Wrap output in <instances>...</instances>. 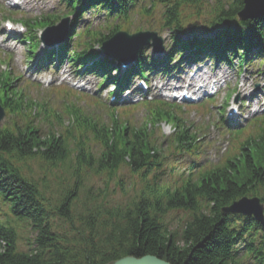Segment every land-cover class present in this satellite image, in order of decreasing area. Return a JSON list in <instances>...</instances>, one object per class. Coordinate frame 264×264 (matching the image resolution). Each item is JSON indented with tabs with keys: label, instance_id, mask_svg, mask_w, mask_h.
I'll use <instances>...</instances> for the list:
<instances>
[{
	"label": "trees",
	"instance_id": "obj_1",
	"mask_svg": "<svg viewBox=\"0 0 264 264\" xmlns=\"http://www.w3.org/2000/svg\"><path fill=\"white\" fill-rule=\"evenodd\" d=\"M88 1L105 9L113 0ZM66 2L75 11L83 0ZM187 2L196 1L159 0L168 28L181 29L177 11ZM242 7V0L220 5L207 26L234 21ZM253 38L264 45V20L235 32L239 45ZM169 116L158 109L146 126L109 130L71 106L62 114L44 111L53 125L46 136L27 123L0 129V196L10 203L0 223V264H111L147 256L169 264H264L261 227L255 224V239L242 249L247 258H240L241 236L230 230L239 227L221 213L243 196L264 203V131L223 168L172 188L160 180L163 157L153 137ZM175 127L176 139L185 142L186 131ZM178 213L188 218L173 229L169 216Z\"/></svg>",
	"mask_w": 264,
	"mask_h": 264
},
{
	"label": "rangeland",
	"instance_id": "obj_2",
	"mask_svg": "<svg viewBox=\"0 0 264 264\" xmlns=\"http://www.w3.org/2000/svg\"><path fill=\"white\" fill-rule=\"evenodd\" d=\"M26 1L29 2L30 4L28 6H24L25 9L23 10L20 8L18 9L20 11L26 10L27 11L26 13L32 14V15L28 14V17H27V18H32V19H36L40 17L41 15H45L46 13H49V12H54L55 4H56L54 0H26ZM158 1L159 0H154L153 7L147 16L133 18L134 20L129 27V29L131 30L130 31L131 33H133V31L135 30H139V29L146 30L148 28L160 30L161 27H157V25L160 24V19H161V9L158 8ZM195 1H198V0H195ZM218 1L219 0H201L199 2L200 6L196 4L190 6L188 2L187 4L181 3L180 14L184 16H195L199 14V15H202L201 17L208 22L210 18V14L212 13L213 9L216 7ZM16 9L17 8H13L10 11L12 13H16L17 12ZM10 23L14 25L15 29L17 28L16 23H14L12 20L10 21ZM93 25L94 27H96L98 26V23H93ZM12 31H16V30L13 29ZM9 32L10 31H8L7 28H5V24L0 23V70L5 71L7 69L8 71L12 72L14 77L22 78V80L20 81L22 82L23 87L26 89L29 96H32L34 99H38V100L47 98V100H50L52 102L51 104L52 108H54L55 110L63 109V107L65 106L64 104H67L71 101L70 99L66 100V98H63V96L65 95V91H60L58 93H51V92H46L43 90L44 91L43 92L42 90L39 89L38 85L34 83V81L37 80L39 83H42L41 81L42 79L43 80L45 79V75H40L36 78L34 69L26 68L25 66L26 64L24 61L21 64L20 62L14 59L15 58L14 53L16 56H22L23 53H25V46L21 43H16L17 44L16 46L15 44H12V43H8V44L2 43L5 37H7L6 34H11ZM36 34L41 36L42 31L39 30L36 32ZM162 36L164 37V47H168L170 44V38H171V36L169 35V32H164ZM146 52H149V49H146ZM149 54L151 56V52H149ZM11 56L13 58H11ZM9 58L10 60L8 63L6 61H8ZM6 64H8L9 66H7ZM206 66L208 65L205 64V67ZM221 67L223 69H227L228 72L231 73L233 79L236 80L235 85L237 87V92L233 95V99H235L236 96L239 95L240 99L242 100L245 96H247V94L255 92L256 95L254 98L257 101L252 100L254 109L256 110L259 109V110H262V112H264V78L262 77L260 73L257 72V69L250 68L249 70L246 71V75L237 78L236 67L232 70L229 69V67L225 64H222ZM213 68L215 67L213 66ZM191 70L194 71V70H197V68L193 67L191 68ZM40 72L44 74H51L52 76L55 75L54 69L43 70ZM249 73L254 74L255 79L250 80L248 82L249 92L245 95H242L239 92V90L243 82L248 80ZM159 76L160 75L154 76L156 81H158V79L160 78ZM50 84L52 85L55 84L56 86L60 85V83H57V81H53ZM61 85L67 86V87L69 86L66 82L62 83ZM154 85L155 83L153 84V86ZM233 86H234V83L233 85L230 86V88ZM257 86L259 87L258 91H256L255 89V87ZM90 87H92V90L86 91V93H90L92 95L93 92L95 91V87L94 85H90ZM99 93L101 95H104L102 91H100ZM79 96L85 100L89 99L91 103L94 102V100L90 99L89 97H84V94H79ZM149 96L155 100L162 99V100L167 101V99L161 98L162 94L159 95L160 97L158 95H151V94H149ZM169 103L173 104L175 102L170 101ZM75 104L76 105H81V104L86 105L84 100H81V104L79 102H75ZM214 104H215L214 102L208 103V106H209L207 107L208 114H204V112L202 114V111H200L199 112L200 114H198V107H197L194 109L186 110L183 117L186 118L188 122L192 123L193 126H206L209 124L210 121L215 122V120H217L216 115H218V108L214 107ZM91 107L93 108V106ZM144 112H145L144 110L134 108L132 104L126 107H121L119 110V113L121 114V116L124 119H128L130 123H133L135 121H140L144 117ZM256 115H260V113ZM247 116H248L247 114H243L241 117H239L242 119V120H239V122L242 123L243 125H246L247 120L244 118H246ZM249 118H251V116ZM226 120L227 122H229L230 125H234L233 120H228L227 118ZM232 127L233 128L231 129H234V126ZM229 128L230 127H226L224 129H218L215 126H212L210 128V130L207 133L208 134L207 137L201 141V144L205 146V150H204L205 153L198 156L197 162L200 165L204 166V165L214 164L218 162V159L226 152V150H231L234 147V143L231 142V136L227 132ZM251 131L252 130H249L248 132H251ZM161 132L164 135H168L170 133V128L166 125H163L161 127ZM184 218H185V215L180 214L176 218L175 221L173 220V224L177 225L179 223V220L184 219Z\"/></svg>",
	"mask_w": 264,
	"mask_h": 264
},
{
	"label": "water",
	"instance_id": "obj_3",
	"mask_svg": "<svg viewBox=\"0 0 264 264\" xmlns=\"http://www.w3.org/2000/svg\"><path fill=\"white\" fill-rule=\"evenodd\" d=\"M247 2H249V4H247V8L244 10V12L239 15V17L241 19H247L250 17L251 15V11L255 12V13H259L260 9L258 7H262V5H264V0H246ZM122 37L117 36V38ZM114 39V40H116ZM245 201H242L240 204H243ZM248 203L251 205V210L254 211V213L256 214L257 218L259 220H263V208L260 205V202L256 199L248 201ZM111 264H169L165 261H162L161 259L155 258V257H151V256H147V257H143L140 259H136L133 257H127L124 258L122 260L113 262Z\"/></svg>",
	"mask_w": 264,
	"mask_h": 264
},
{
	"label": "bare ground",
	"instance_id": "obj_4",
	"mask_svg": "<svg viewBox=\"0 0 264 264\" xmlns=\"http://www.w3.org/2000/svg\"><path fill=\"white\" fill-rule=\"evenodd\" d=\"M208 80H211V79L209 78ZM173 83H174V81L170 80L166 83L158 84L155 86L154 90L158 95H161L162 93L165 92V90H168L172 86ZM158 86H160V88Z\"/></svg>",
	"mask_w": 264,
	"mask_h": 264
}]
</instances>
